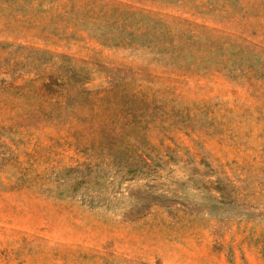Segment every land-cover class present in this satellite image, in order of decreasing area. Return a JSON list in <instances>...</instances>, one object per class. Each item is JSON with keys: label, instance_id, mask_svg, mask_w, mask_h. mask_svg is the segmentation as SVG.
<instances>
[{"label": "rangeland", "instance_id": "obj_1", "mask_svg": "<svg viewBox=\"0 0 264 264\" xmlns=\"http://www.w3.org/2000/svg\"><path fill=\"white\" fill-rule=\"evenodd\" d=\"M0 264H264V0H0Z\"/></svg>", "mask_w": 264, "mask_h": 264}]
</instances>
